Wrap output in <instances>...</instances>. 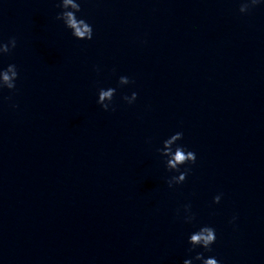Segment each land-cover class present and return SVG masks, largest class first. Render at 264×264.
<instances>
[{
    "label": "clouds",
    "instance_id": "clouds-1",
    "mask_svg": "<svg viewBox=\"0 0 264 264\" xmlns=\"http://www.w3.org/2000/svg\"><path fill=\"white\" fill-rule=\"evenodd\" d=\"M259 3V0H248L241 4L239 11L245 13L249 10L250 5L255 6ZM71 5L72 10H66L67 6ZM64 9L62 13L57 16L58 20H63L65 26L71 30L72 35L79 40H91L93 38L92 26L86 22L84 19H78L75 15L76 12L81 11L79 3H74L73 0H62L61 5ZM16 47V40L12 38L8 43H0V53H8L11 48ZM18 78V72L14 64L8 65L6 70L0 71V88L6 87L9 90L15 89V81ZM119 85H127L132 83V81L127 76H120ZM116 94L115 88H101L98 92L97 103L105 110L108 111L110 103ZM125 101L129 104L137 99V93L133 92L131 96L123 97ZM108 101V102H105ZM114 110V109H113ZM183 133L176 132L171 135L168 139L164 140L163 148L158 149L160 154L166 157V169L169 171L179 172V175L172 176L168 181V186L171 188L174 184L183 183L188 173L191 171L190 168H186L183 172H180V167L186 164H195L196 154L193 151H186L182 145H176V142L182 140ZM176 145L175 149L173 146ZM221 200V195H217L213 198V203H219ZM184 209L186 212H191V205H185ZM194 214H189L185 217V222H191L194 219ZM216 242V232L213 227L203 226L198 231L190 234L188 243L192 246L189 251L194 250L197 246L203 247L206 250H211V246ZM195 260H199L202 264H220V262L214 258H204L202 253H197L194 257ZM183 264H193L192 259H185Z\"/></svg>",
    "mask_w": 264,
    "mask_h": 264
}]
</instances>
